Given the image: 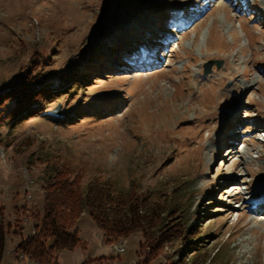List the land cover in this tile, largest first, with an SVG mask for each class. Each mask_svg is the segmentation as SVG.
I'll use <instances>...</instances> for the list:
<instances>
[{
    "label": "rangeland",
    "instance_id": "rangeland-1",
    "mask_svg": "<svg viewBox=\"0 0 264 264\" xmlns=\"http://www.w3.org/2000/svg\"><path fill=\"white\" fill-rule=\"evenodd\" d=\"M143 37L155 67L136 61ZM24 81L48 90L40 113L0 115V204L23 237L34 218L22 207L41 210L44 165L56 161L84 185L102 176L183 207L196 229L185 260L197 247L203 264H264V0H0V92ZM70 230L81 243L57 264L138 260L139 231L105 242L87 212ZM5 238L1 264H37L19 257L20 236Z\"/></svg>",
    "mask_w": 264,
    "mask_h": 264
},
{
    "label": "trees",
    "instance_id": "trees-1",
    "mask_svg": "<svg viewBox=\"0 0 264 264\" xmlns=\"http://www.w3.org/2000/svg\"><path fill=\"white\" fill-rule=\"evenodd\" d=\"M47 90L45 85L25 81L5 89L0 92V115L4 114L7 121L15 123L40 113V108L32 105ZM7 100H10L9 105H6ZM44 170L41 210L38 207L29 211L22 207V214L29 212L28 215L34 218L33 234L23 237L20 216H16L14 221L6 219L5 208L0 204V262L5 236L11 233L20 236L16 248L29 260L37 264H57L58 251L81 243L77 231L70 230V227L79 214L87 212L102 231L105 242L140 232L136 264H148L166 246L172 247L178 256L174 260L171 253L162 264H203L197 247H192V255L184 259L185 250L182 249L194 240L196 229L183 207L171 204L169 197L160 203L152 198L150 192L137 191L134 187L118 189L112 180L102 176H93L84 185L83 174L63 162H46ZM177 241L181 246L176 245ZM145 246L150 249L143 251ZM90 261L87 259L81 264Z\"/></svg>",
    "mask_w": 264,
    "mask_h": 264
},
{
    "label": "water",
    "instance_id": "water-1",
    "mask_svg": "<svg viewBox=\"0 0 264 264\" xmlns=\"http://www.w3.org/2000/svg\"><path fill=\"white\" fill-rule=\"evenodd\" d=\"M215 63L216 67H219L221 65V59H215V60H208L204 64V73L208 72L210 69V66ZM50 113H57V109L49 110Z\"/></svg>",
    "mask_w": 264,
    "mask_h": 264
},
{
    "label": "built area",
    "instance_id": "built-area-1",
    "mask_svg": "<svg viewBox=\"0 0 264 264\" xmlns=\"http://www.w3.org/2000/svg\"><path fill=\"white\" fill-rule=\"evenodd\" d=\"M30 183H31V179L28 178L27 181H26V183H25V187H24V191H25V192H27V191L29 190V188H30ZM33 233H34V229L31 228L30 234H33ZM117 250H118V251H123V250H124V246L121 245V244L117 245ZM19 257H20V258H27V257L24 256L22 253H20V256H19ZM27 259H28V258H27Z\"/></svg>",
    "mask_w": 264,
    "mask_h": 264
},
{
    "label": "bare ground",
    "instance_id": "bare-ground-1",
    "mask_svg": "<svg viewBox=\"0 0 264 264\" xmlns=\"http://www.w3.org/2000/svg\"><path fill=\"white\" fill-rule=\"evenodd\" d=\"M152 27H154V26L152 25ZM206 31H207V29L204 28V31H203V32H206ZM231 135H233V134H231ZM231 135H230V136H231ZM230 136H229V137H230ZM1 152H2V151H1ZM233 152H234V149H230L229 152H228L227 154H228V155H231ZM31 182H32V180H31ZM25 220H26V219H25Z\"/></svg>",
    "mask_w": 264,
    "mask_h": 264
},
{
    "label": "crops",
    "instance_id": "crops-1",
    "mask_svg": "<svg viewBox=\"0 0 264 264\" xmlns=\"http://www.w3.org/2000/svg\"><path fill=\"white\" fill-rule=\"evenodd\" d=\"M24 226V225H23ZM9 234H11V233H9ZM22 235H23V228H22ZM29 235H30V233H29ZM28 235V236H29ZM14 236H16V235H14ZM6 239V238H5ZM13 239V240H12ZM11 240L12 241H14V243L16 244L17 242H18V239H16V240H14V238H12ZM5 245V244H4ZM15 246V245H14ZM1 262H2V259H1ZM1 262H0V264H1Z\"/></svg>",
    "mask_w": 264,
    "mask_h": 264
}]
</instances>
